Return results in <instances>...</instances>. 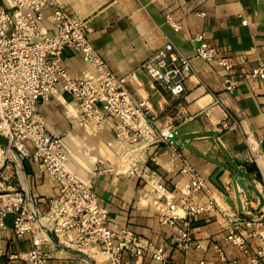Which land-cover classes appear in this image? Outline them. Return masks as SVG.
<instances>
[{
    "label": "crops",
    "instance_id": "crops-1",
    "mask_svg": "<svg viewBox=\"0 0 264 264\" xmlns=\"http://www.w3.org/2000/svg\"><path fill=\"white\" fill-rule=\"evenodd\" d=\"M59 2L87 21L90 41L117 75L128 76L135 98L146 100L160 120L169 119L178 128L176 141L182 161L162 142L135 145L125 141L117 134L119 120L114 117H108L97 132L89 121L79 125L76 103L63 92L38 103L37 112L47 129L62 136L70 154L69 169L84 180H92L110 225L129 226L163 245L167 264H229L232 260L249 264L254 258L264 263V253L259 254L264 248V144L260 141L264 99L262 81L245 78L254 67L264 66V0ZM50 13L51 8L44 12L48 27ZM167 14L181 24L180 30L166 21ZM195 34H204L215 45L218 55L231 64L229 71L215 61L195 56ZM166 41L173 42L193 64L181 98L154 86L141 68L142 61ZM63 59L73 76L94 71L71 48H65ZM227 76L236 85L233 90L226 89ZM183 162L206 179L216 208L191 220L192 243L187 250L170 243L174 230L159 220L157 195L146 180L153 177L161 181L180 202L189 191L191 178L189 172L182 171ZM134 165L145 177L126 172ZM3 191H19L45 212L59 186L40 162L25 160L19 167H0V193ZM193 198L199 204L207 199L200 190L193 192ZM231 215H236L245 248L225 240ZM49 237L43 248L51 264H98L105 260L102 255L93 260L57 237ZM75 238V231H68L66 239L73 242ZM31 246L32 235L16 236L9 215L6 227L0 229V264H26L25 253ZM123 258L125 264H158L147 252L140 258L125 253Z\"/></svg>",
    "mask_w": 264,
    "mask_h": 264
},
{
    "label": "built area",
    "instance_id": "built-area-1",
    "mask_svg": "<svg viewBox=\"0 0 264 264\" xmlns=\"http://www.w3.org/2000/svg\"><path fill=\"white\" fill-rule=\"evenodd\" d=\"M49 8L51 29L44 21V12ZM166 21L175 30L181 29L172 14H167ZM242 22L246 24L247 20ZM88 30L87 21L66 10L59 0H0V167L21 166L25 160H35L59 186L45 212L19 191L1 192L0 229L6 227V219L12 215L16 236L32 235V246L24 257L26 264H51L43 248L44 242L50 240L49 232L93 260L97 255L104 256L105 260L98 264H125V253L140 258L145 252L158 264H167L163 245L140 236L129 226L110 225L108 211L99 204L92 180H84L69 169L70 154L62 136L52 134L37 112L38 103L63 92L76 103L79 125L89 121L97 132L108 117H114L119 120L117 134L125 141L135 145L142 141L162 142L182 161L176 141L177 126L169 119L160 120L146 100L135 98L128 86V76L117 75L111 69L90 41ZM192 41L195 56L230 70L231 64L218 55L217 48L204 34L193 35ZM65 48L79 52L94 71L71 75L63 65ZM141 68L154 86L175 98L185 95L186 81L194 71L191 58L171 41L145 58ZM245 78L262 81L264 99V66L254 67ZM225 82L228 90L236 87L230 76ZM260 141L264 144V129ZM182 171L189 172L191 178L189 191L180 202L172 198L161 181L153 177L146 180L157 195L159 220L174 230L170 243L187 250L192 243L191 220L202 211L216 208L206 179L186 163ZM126 172L145 177L137 165ZM199 190L207 197L204 204L193 198V192ZM228 220L225 240L245 248L246 240L238 231L236 215L228 216ZM70 230L76 234L73 242L66 239ZM263 253L264 248L259 254ZM221 257L224 258L222 252ZM229 264L238 263L232 260ZM249 264L264 263L254 258Z\"/></svg>",
    "mask_w": 264,
    "mask_h": 264
},
{
    "label": "water",
    "instance_id": "water-1",
    "mask_svg": "<svg viewBox=\"0 0 264 264\" xmlns=\"http://www.w3.org/2000/svg\"><path fill=\"white\" fill-rule=\"evenodd\" d=\"M49 234H50L52 237H55L51 232H49Z\"/></svg>",
    "mask_w": 264,
    "mask_h": 264
},
{
    "label": "rangeland",
    "instance_id": "rangeland-1",
    "mask_svg": "<svg viewBox=\"0 0 264 264\" xmlns=\"http://www.w3.org/2000/svg\"><path fill=\"white\" fill-rule=\"evenodd\" d=\"M19 167V166H18Z\"/></svg>",
    "mask_w": 264,
    "mask_h": 264
}]
</instances>
